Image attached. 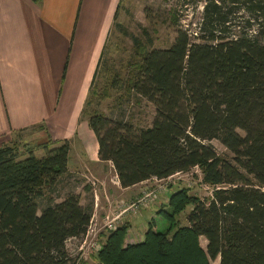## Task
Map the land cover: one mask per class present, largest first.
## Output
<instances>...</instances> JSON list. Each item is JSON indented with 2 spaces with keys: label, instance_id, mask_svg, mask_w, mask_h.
<instances>
[{
  "label": "trees",
  "instance_id": "trees-1",
  "mask_svg": "<svg viewBox=\"0 0 264 264\" xmlns=\"http://www.w3.org/2000/svg\"><path fill=\"white\" fill-rule=\"evenodd\" d=\"M198 30L178 27L169 47L142 55L129 92L155 106L152 124L86 114L100 159L112 162L122 187L199 167L213 196L177 188L156 210L166 230L153 218L130 243L127 222L106 236L96 264H264V0H206ZM213 140L234 156L217 153ZM40 147L42 156L0 145V264H77L67 241L85 235L93 205L72 190L47 197L68 173L71 142L49 138Z\"/></svg>",
  "mask_w": 264,
  "mask_h": 264
},
{
  "label": "crops",
  "instance_id": "crops-1",
  "mask_svg": "<svg viewBox=\"0 0 264 264\" xmlns=\"http://www.w3.org/2000/svg\"><path fill=\"white\" fill-rule=\"evenodd\" d=\"M123 1L0 0V138L43 123L53 141L70 140L69 167L115 169L83 110ZM147 181L118 185L135 192Z\"/></svg>",
  "mask_w": 264,
  "mask_h": 264
},
{
  "label": "rangeland",
  "instance_id": "rangeland-1",
  "mask_svg": "<svg viewBox=\"0 0 264 264\" xmlns=\"http://www.w3.org/2000/svg\"><path fill=\"white\" fill-rule=\"evenodd\" d=\"M205 3L206 0H124L118 12L117 30L113 29L104 57L100 61L98 75L85 107L84 116L89 118L88 114L92 111H101L108 115L115 114L114 116L129 118L142 127L152 124L156 112L155 106L145 98L129 92L142 55L146 48L169 47L174 41L178 27L195 35L199 31ZM38 126L20 129L17 131L20 134L1 137L0 145L16 142L21 151L26 152L32 148L37 155L42 156L45 154V149L40 146L49 141L50 132L47 128L42 129ZM55 142L59 144L61 141ZM211 143L220 155L228 159L234 156L219 140H213ZM78 164H82L80 165L82 169L74 166L72 162L70 167L68 166L69 172L61 177L57 189L53 193H48L47 197L59 200L71 190L80 191L81 202L90 207L91 204L93 205L94 223L100 228L106 221V216L112 218L118 205L123 208L122 204L141 194L149 183H143L140 190H135L138 191L137 193L131 190L125 191L117 184V173L110 163L100 161L94 166L89 164L83 166L82 162ZM158 179L160 178H156L150 184L162 194H159L158 199L152 203L151 209L143 207L135 218H132L131 224L137 228L138 235H143L142 239L149 221L153 218L157 229H167L169 221L156 210L169 201L170 194L177 188L187 186L190 194L198 195L204 201L213 196L214 187L203 183L199 167L181 172L167 181ZM47 201L48 199H41L40 206L45 205ZM192 208V204L188 205L179 215L180 224H187V216ZM107 235V231L101 233V242H104ZM206 243V239L202 237L203 247H206ZM75 247L74 241H67V249L74 248L77 251ZM88 259L86 264L97 263L93 253ZM212 263L219 264V259Z\"/></svg>",
  "mask_w": 264,
  "mask_h": 264
},
{
  "label": "built area",
  "instance_id": "built-area-1",
  "mask_svg": "<svg viewBox=\"0 0 264 264\" xmlns=\"http://www.w3.org/2000/svg\"><path fill=\"white\" fill-rule=\"evenodd\" d=\"M181 172H177L173 175H170L166 178H160L158 180L167 181L169 178L175 177L179 175ZM156 178H152V180L147 181V185L145 186L143 192L139 194L137 197H134L133 200H129L128 203L122 204L123 208L118 205V208L115 210V213L112 218L108 216L105 217V220L102 224V227H98L95 222V217L91 218L90 224L85 235L82 238L69 239V241H74V245L77 251L74 248H71L72 256H75L76 263L88 260L91 254H97L98 251L102 248V242L100 240V235L103 231H107L108 234L114 230H116L119 226L127 223V219L135 217V215L141 210V208H146L154 201H156L159 197V194L162 193L158 191L157 188L152 187L150 183H152ZM117 184H119V177L117 175ZM168 184V182H167ZM169 185V184H168ZM164 188H168L164 186ZM142 234L138 235L137 232L129 229L128 231V239L127 242L134 243L142 240ZM80 250V251H79ZM75 252V253H74ZM74 258V259H75Z\"/></svg>",
  "mask_w": 264,
  "mask_h": 264
}]
</instances>
